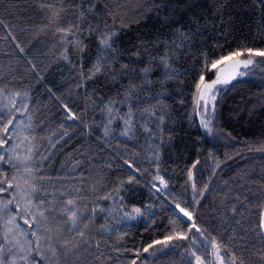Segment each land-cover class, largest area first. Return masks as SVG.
<instances>
[{"label":"trees","instance_id":"1","mask_svg":"<svg viewBox=\"0 0 264 264\" xmlns=\"http://www.w3.org/2000/svg\"><path fill=\"white\" fill-rule=\"evenodd\" d=\"M248 49L264 51V0H0V264H213L214 245L264 264V57ZM236 52L255 68L205 111L212 62Z\"/></svg>","mask_w":264,"mask_h":264},{"label":"snow or ice","instance_id":"2","mask_svg":"<svg viewBox=\"0 0 264 264\" xmlns=\"http://www.w3.org/2000/svg\"><path fill=\"white\" fill-rule=\"evenodd\" d=\"M108 39H110V37H105L101 43L104 44L105 46H109L108 45ZM249 52V54L251 55H255V56H261V57H264V51H253L252 49H248L247 50ZM241 55L240 52H236V53H233L231 54L230 56H226V57H222L221 59L219 60H216V61H213L212 64H211V68H216V66L218 64H221L223 63L224 60H228V59H231L233 56H239ZM240 62L237 61V65L239 64ZM244 66L247 67L248 64L252 63L251 60H248V61H244ZM99 69L97 68V71ZM200 81L201 83H203L204 81V77L201 76L200 77ZM228 81H221L220 78H219V74H217L216 78L214 80H212L211 82L207 83L204 85V89L205 91L207 90H210L212 89L216 84H220V83H227ZM199 87V86H198ZM213 99H215V96L213 95L212 97ZM201 99H203V94L201 95ZM205 111H207V104H205ZM162 119V117H161ZM205 127H207V123H205ZM5 131H7V129H5ZM0 143H4V141H0ZM0 159H2V157H0ZM193 167H195V165H193ZM157 179L160 180L161 184L164 185L165 187H167V185L165 184L164 180H163V177H157ZM7 187H11V184H8ZM153 187H155V185H153ZM193 187H195V185H193ZM6 191V188L3 186V182H0V192H4ZM9 203H11V201H9ZM68 205H72L73 204V201H68L67 202ZM177 208H179L180 212L183 213V216L187 217L189 220L192 219V216H191V213L189 211H187L186 209L184 208H180L179 204L176 205ZM46 211V209H41V208H37V213L41 216V217H44V212ZM68 211L70 212V215H69V220L71 221V226L72 228H75L76 229V235H79V236H83L84 233L83 231L79 230L77 228V224L79 222V218L77 217V213H76V210L75 208H70L68 209ZM137 213H139V209H136L135 210ZM35 217H33L34 219ZM46 218V217H45ZM25 223H28V220H25ZM193 228H195L196 226L193 224L192 225ZM196 231L199 232V228H196ZM173 237L169 236V237H166V239L164 241H155L156 244H160V243H164L165 245L167 244L168 240H171ZM176 238H185V237H182L180 236L179 234H177ZM71 243V241L65 239L62 243H61V247L66 249L68 248V245ZM152 247V245H149L148 247L144 248V252H148V248ZM215 247V246H214ZM52 255L55 256L56 255V251L55 249L53 248L52 250ZM194 255V254H193ZM133 264H135V261H133ZM196 264H203V262L201 261V259L199 257H196ZM234 264V262H233Z\"/></svg>","mask_w":264,"mask_h":264},{"label":"rangeland","instance_id":"3","mask_svg":"<svg viewBox=\"0 0 264 264\" xmlns=\"http://www.w3.org/2000/svg\"><path fill=\"white\" fill-rule=\"evenodd\" d=\"M248 60H251L252 63L248 64V66L245 67L243 62L248 61ZM237 61L240 62L238 65H237ZM254 64H255V59H247V60H243L240 58L228 59L217 69V74H219V78L221 81H228L227 83H229L237 78L245 77L249 75L250 70L253 67L255 68ZM227 83L216 84L212 89L207 90V91H205L204 86H203L201 89V93L203 94L202 100H203L204 106L205 104H207V107L209 106L211 109H213L215 99H213L212 97L213 95L216 97L215 88L217 86L224 85ZM203 123L204 125L205 123H207L206 122V112L204 114ZM157 185H158L157 187H154L155 191L166 190V187L161 184L160 180H157ZM179 214L184 220L190 221L187 217L183 216V213H181L180 210H179ZM201 242H204L206 244V247H209L208 241L206 242V240L202 239ZM193 246L195 249H200V245L198 246V243L196 242L193 243ZM214 246L211 247V257L213 258V264H226L223 251L219 249V247L217 246L214 247ZM195 264H196V257H195Z\"/></svg>","mask_w":264,"mask_h":264},{"label":"water","instance_id":"4","mask_svg":"<svg viewBox=\"0 0 264 264\" xmlns=\"http://www.w3.org/2000/svg\"><path fill=\"white\" fill-rule=\"evenodd\" d=\"M261 232H262V236L264 239V208H263L262 216H261Z\"/></svg>","mask_w":264,"mask_h":264}]
</instances>
